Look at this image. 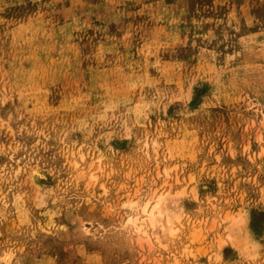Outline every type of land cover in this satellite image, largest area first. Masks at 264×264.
I'll use <instances>...</instances> for the list:
<instances>
[{
  "label": "rangeland",
  "instance_id": "374dc122",
  "mask_svg": "<svg viewBox=\"0 0 264 264\" xmlns=\"http://www.w3.org/2000/svg\"><path fill=\"white\" fill-rule=\"evenodd\" d=\"M0 264H264V0H0Z\"/></svg>",
  "mask_w": 264,
  "mask_h": 264
},
{
  "label": "bare ground",
  "instance_id": "6f19581e",
  "mask_svg": "<svg viewBox=\"0 0 264 264\" xmlns=\"http://www.w3.org/2000/svg\"><path fill=\"white\" fill-rule=\"evenodd\" d=\"M35 174L38 173L36 172V170L34 171ZM39 174V173H38ZM37 175V174H36ZM40 175V174H39ZM165 200H163L164 202ZM162 203V200H159L158 202H156L155 206L152 208V210H150V208L148 207V205L146 206L145 210H144V213H146V215L150 216V219H151V224L153 226V228L155 227H158L159 225H162V220L159 221L158 220V217L162 218V216H164L163 212H164V208L163 205L161 204ZM161 207V208H160ZM165 213V212H164ZM166 214V213H165ZM158 215V216H157ZM172 223V222H171ZM170 223V221H166L165 225L161 227V229L159 230H162L163 232L166 230V231H171L170 226L172 225ZM159 232V231H158ZM155 233V232H154Z\"/></svg>",
  "mask_w": 264,
  "mask_h": 264
}]
</instances>
